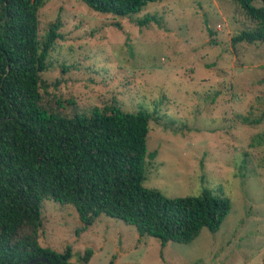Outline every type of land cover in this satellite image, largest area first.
Here are the masks:
<instances>
[{
    "label": "rangeland",
    "instance_id": "rangeland-1",
    "mask_svg": "<svg viewBox=\"0 0 264 264\" xmlns=\"http://www.w3.org/2000/svg\"><path fill=\"white\" fill-rule=\"evenodd\" d=\"M147 14L161 25L137 26ZM38 18L40 36L56 21L62 36L42 74L44 106L69 118L94 107L148 112L155 156L143 185L169 198L208 189L231 202L217 232L162 248L105 215L81 230L73 206L45 199L40 246L69 248L74 264H264V43L231 44L248 24L233 0H161L131 20L48 0Z\"/></svg>",
    "mask_w": 264,
    "mask_h": 264
},
{
    "label": "trees",
    "instance_id": "trees-1",
    "mask_svg": "<svg viewBox=\"0 0 264 264\" xmlns=\"http://www.w3.org/2000/svg\"><path fill=\"white\" fill-rule=\"evenodd\" d=\"M78 1L94 12L131 20L161 0ZM47 2L0 0V264L41 257L74 264L69 248L57 253L39 244L45 199L73 206L81 230L105 215L158 239L162 248L168 242L190 244L203 229L217 232L231 210L222 194L204 189L198 196L169 198L143 185L146 159L155 156L147 153L148 112L94 107L88 116L73 109L69 118L43 105L42 74L62 37L59 21L39 34L38 14ZM255 2L233 0L248 24L242 23L232 45L264 43V0L260 6ZM161 21L156 14L134 19L139 27ZM90 256L87 251L85 263Z\"/></svg>",
    "mask_w": 264,
    "mask_h": 264
},
{
    "label": "water",
    "instance_id": "water-1",
    "mask_svg": "<svg viewBox=\"0 0 264 264\" xmlns=\"http://www.w3.org/2000/svg\"><path fill=\"white\" fill-rule=\"evenodd\" d=\"M37 262H43V263H46V264H51L46 258L44 257H41V258H38V259H35V260H32V261H29L28 263L26 264H35Z\"/></svg>",
    "mask_w": 264,
    "mask_h": 264
}]
</instances>
